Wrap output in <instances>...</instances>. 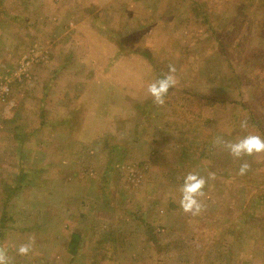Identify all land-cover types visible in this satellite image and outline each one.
<instances>
[{
    "label": "rangeland",
    "instance_id": "rangeland-1",
    "mask_svg": "<svg viewBox=\"0 0 264 264\" xmlns=\"http://www.w3.org/2000/svg\"><path fill=\"white\" fill-rule=\"evenodd\" d=\"M192 1L0 0V245L14 264H264V153L224 147L264 136V0H208L211 23ZM215 30L247 34L244 50L229 60ZM169 65L186 113L176 92L163 106L147 93ZM192 170L209 177L197 216L179 206Z\"/></svg>",
    "mask_w": 264,
    "mask_h": 264
},
{
    "label": "clouds",
    "instance_id": "clouds-1",
    "mask_svg": "<svg viewBox=\"0 0 264 264\" xmlns=\"http://www.w3.org/2000/svg\"><path fill=\"white\" fill-rule=\"evenodd\" d=\"M177 69L174 65H169L168 73L160 78L150 82L147 85V93L158 106L165 104L170 90L174 89L177 80ZM247 121L241 122L242 128H247ZM224 147L229 154L237 159L253 157L264 153V136L255 133H249L234 141H226ZM251 169V165L244 160L240 165L237 175L245 176ZM209 177L201 175L199 171L192 170L183 177L182 184L179 187V206L180 209L192 216H197L204 211L203 198L206 196V187ZM35 239L30 237L26 242L21 243L16 248L17 256H28L33 252ZM0 264H14V257L10 256L7 248L0 245Z\"/></svg>",
    "mask_w": 264,
    "mask_h": 264
},
{
    "label": "trees",
    "instance_id": "trees-1",
    "mask_svg": "<svg viewBox=\"0 0 264 264\" xmlns=\"http://www.w3.org/2000/svg\"><path fill=\"white\" fill-rule=\"evenodd\" d=\"M194 2V3H193ZM192 3L195 5L193 6V10L195 9V11H198L199 9H201L202 7H207L206 8V11H203L202 14H198L199 16L202 17V19H204L205 22H212V13L210 11H208V0H205V1H202V2H199V1H196V0H193ZM207 5V6H206ZM201 7V8H200ZM214 34L217 36V39H218V49L223 52V54L226 56V57H229L230 55V52H228L232 47H234V49H238L239 51L241 50H244L245 48V44L247 42V34H245L242 39H237V41H226L224 40L222 37H224V35L220 32L218 33V30H215L214 31ZM243 47V48H242ZM232 50V49H231ZM258 51V50H257ZM259 52H263L262 50H259ZM248 54H246L245 57H247ZM231 59V57H229V60ZM260 60V57H258V59L256 61H259ZM258 63L255 62V65H257ZM259 79V78H258ZM264 78L263 76L261 77L260 79V86L263 87L264 86ZM263 81V83L261 84V82ZM172 92H176L177 95L179 96V99H182L183 102L181 103V109L183 112L185 111H188L189 109V105H184L186 103H188L190 101L189 97H190V93H188L187 89H181V90H178V89H172L171 90ZM170 93V92H169ZM173 96V94L171 93L170 95V98ZM213 101H211L210 103H212ZM186 113V112H185ZM252 116V115H251ZM252 120L256 123V125L260 126V120H257V117H255L253 115L252 117ZM184 121L188 124V125H192L191 121L188 119V117L186 116L184 118ZM81 237V234L76 232L72 235V243L71 245H74V244H78V241Z\"/></svg>",
    "mask_w": 264,
    "mask_h": 264
}]
</instances>
